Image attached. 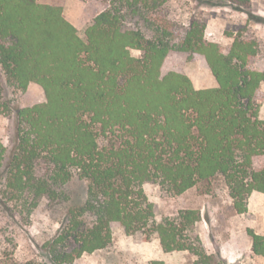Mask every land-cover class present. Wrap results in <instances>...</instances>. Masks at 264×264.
Returning a JSON list of instances; mask_svg holds the SVG:
<instances>
[{
	"label": "trees",
	"instance_id": "16d2710c",
	"mask_svg": "<svg viewBox=\"0 0 264 264\" xmlns=\"http://www.w3.org/2000/svg\"><path fill=\"white\" fill-rule=\"evenodd\" d=\"M104 1L82 39L60 7L0 0L4 79L18 91L34 83L45 95L42 104L14 109L11 156L0 145V211L10 201L32 214L41 198L68 202L73 178L87 184L84 203L67 211L38 259L10 255L2 264H72L105 249L114 227L145 240L156 236L164 252H188L193 264H220L196 232L199 212L158 220L145 187L174 197L222 177L238 214L247 213L253 193L264 195L258 43L238 33L224 52L205 40V24L169 21V0ZM217 4L259 22L251 0ZM172 52L202 56L216 87L195 89L186 75L165 71ZM2 94L0 87V109L8 108ZM251 238L253 253L264 258V234Z\"/></svg>",
	"mask_w": 264,
	"mask_h": 264
},
{
	"label": "rangeland",
	"instance_id": "374dc122",
	"mask_svg": "<svg viewBox=\"0 0 264 264\" xmlns=\"http://www.w3.org/2000/svg\"><path fill=\"white\" fill-rule=\"evenodd\" d=\"M169 0L163 8L166 18L178 26L187 28L192 19L205 24V40L218 44L224 52L231 47L237 34L251 37L258 43L256 66L264 70V0L251 1V13L259 22L249 21L242 12L232 11L214 0ZM219 1V0H218ZM40 4L60 7L63 16L73 24L78 35L85 39L86 26L105 7L104 0H37ZM217 17V18H216ZM211 22V25H210ZM212 33H207L209 27ZM140 57L137 50L131 51ZM169 64L164 70L186 75L195 89L216 87V81L202 56L191 60L187 55L170 53ZM2 101L8 108L0 109V145L11 156L17 143L15 108L30 107L45 102L40 86L31 83L25 91H18L6 83L0 68ZM260 113L264 120V83L260 87ZM87 184L73 178L65 187L70 200L54 204L41 198L32 214L22 211L8 201V209L0 211V264L11 255L17 262L38 259L40 248L52 243L67 211L82 205L86 199ZM145 193L156 209L158 220L172 217L180 210H196L200 221L196 232L208 254H213L220 264H264V258L252 251L251 233L264 234V195L253 193L248 200V211L238 214L222 177L200 183L179 196H169L157 185H147ZM2 197V196H1ZM5 201V200H4ZM196 258L188 252L166 253L156 236L145 240L126 234L121 228H113L111 243L102 250L84 254L72 264H193Z\"/></svg>",
	"mask_w": 264,
	"mask_h": 264
},
{
	"label": "crops",
	"instance_id": "0c3cea01",
	"mask_svg": "<svg viewBox=\"0 0 264 264\" xmlns=\"http://www.w3.org/2000/svg\"><path fill=\"white\" fill-rule=\"evenodd\" d=\"M251 1H253V0H251ZM217 18V17H216ZM210 25H211V22H210ZM210 25H209V27L206 29V31H207V33L209 34V33H212V29L210 28Z\"/></svg>",
	"mask_w": 264,
	"mask_h": 264
}]
</instances>
